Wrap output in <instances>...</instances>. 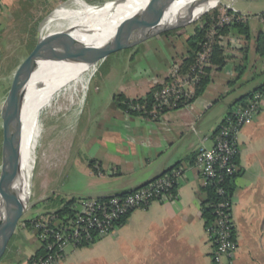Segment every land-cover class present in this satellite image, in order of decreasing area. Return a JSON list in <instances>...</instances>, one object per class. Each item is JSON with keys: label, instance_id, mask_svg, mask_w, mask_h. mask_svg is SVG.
<instances>
[{"label": "crops", "instance_id": "obj_1", "mask_svg": "<svg viewBox=\"0 0 264 264\" xmlns=\"http://www.w3.org/2000/svg\"><path fill=\"white\" fill-rule=\"evenodd\" d=\"M234 5L251 36L246 39L229 33L241 39L240 47L225 37L226 64L211 70L205 91L191 103L148 115L126 113L115 92L110 95L91 142L89 184L68 194L102 198L131 192L181 165L185 170L175 196L133 211L111 234L73 248L58 264H213V245L202 216L207 193L196 166L197 147L201 143L212 147L227 112L264 85V55L257 51V38L264 33V0H234ZM149 41L138 44L130 57L135 60V71L121 79L118 88L125 98H142L154 82H165L171 59L177 57L169 51L157 55L147 45ZM239 143L241 174L236 179L232 210L238 242L236 264H264V95L256 116L242 127ZM25 226L20 238L13 236L18 250L11 253L16 258H8L6 264H24L38 250V243L33 246L35 234H29ZM24 234L28 242L22 244Z\"/></svg>", "mask_w": 264, "mask_h": 264}, {"label": "rangeland", "instance_id": "obj_2", "mask_svg": "<svg viewBox=\"0 0 264 264\" xmlns=\"http://www.w3.org/2000/svg\"><path fill=\"white\" fill-rule=\"evenodd\" d=\"M69 1L0 0V170L3 142L1 109L12 87L16 70L35 48L43 23L59 6ZM81 1L85 5L93 4L106 9L114 6L115 3L126 0ZM225 1L227 2V0ZM200 20L187 27L170 32L168 34L170 40L165 36L167 35L165 33L149 39L147 45L157 55L160 52L166 55L167 51L177 55V57L171 59L167 71L169 81L162 83L164 88L175 84V77L173 76L176 73L174 72L175 67L179 62H182L187 54V37L194 32L195 27L201 22ZM176 33H181L182 37L175 36ZM159 37L166 44L160 42ZM172 40L175 41L174 45L170 42ZM136 47L111 53L106 59L100 60L94 74H85L88 80L87 90L83 102L78 108L64 109L57 114H43L41 115L42 118L39 119V122L43 123V128H36L34 131L35 127L32 125L29 129V134L25 138L27 145H30L32 149L30 155L31 173L27 178L31 197H29L28 205L14 234L17 237L20 238L19 234L25 221H29L33 215L41 211L59 208L62 201L72 197L68 196L69 193H73L76 189L85 188L89 184L90 175L88 170L91 162V142L94 139L95 130L98 131V128L95 127L101 125L104 108L108 104L109 96L114 92L115 95H119L118 88L121 79L129 77L135 71V60L131 61L130 57L136 51ZM78 67L79 65H74L69 72H74ZM178 74L179 76L186 75L181 70ZM158 83L160 82H154L153 85ZM157 93H160V91ZM127 99L130 101L137 98ZM157 111L163 112L164 108ZM28 233L35 234L31 229ZM25 237L24 234L22 244L28 242ZM33 242V246L36 243L39 244L37 239ZM14 243L11 239L0 264H6L8 258H16V253L11 255L13 251L18 250ZM73 248L72 246L68 247L67 252L72 251Z\"/></svg>", "mask_w": 264, "mask_h": 264}, {"label": "built area", "instance_id": "obj_3", "mask_svg": "<svg viewBox=\"0 0 264 264\" xmlns=\"http://www.w3.org/2000/svg\"><path fill=\"white\" fill-rule=\"evenodd\" d=\"M218 7H221L222 12L217 17L215 27L245 20L234 5V0H227V2L222 0ZM215 27L197 53L196 61L186 75H177L182 62L176 65L174 71L176 73L173 74L175 84L157 93V101L150 114L158 109L176 107L182 95L189 97L194 93L195 85L200 81L201 76L206 74V68H214L210 54L211 41L217 34ZM225 37L220 35L221 43ZM227 38L236 47L242 44L239 38L231 36ZM263 95L264 91L256 93L245 105L236 107L224 116L214 134L212 147H207L203 143L197 147L196 166L201 171L204 187L213 183H223L239 171L240 167L236 159L239 154V133L242 127L258 113ZM125 103L126 113L146 112V107L140 103L133 100L125 101ZM184 170L183 166H176L149 183L123 195L102 198L72 196L68 199L71 204L65 211H59L57 208L36 213L29 220L30 225L27 226L34 231L39 242L38 249L42 251V254L30 262L29 259L26 260L24 264H58L66 258L68 247L76 248L94 244L123 224L133 211L146 209L155 201L173 198ZM219 192L225 193L223 187L219 188ZM232 210L233 198L231 197L215 206L214 224L206 227L213 245V264H236L238 242Z\"/></svg>", "mask_w": 264, "mask_h": 264}, {"label": "bare ground", "instance_id": "obj_4", "mask_svg": "<svg viewBox=\"0 0 264 264\" xmlns=\"http://www.w3.org/2000/svg\"><path fill=\"white\" fill-rule=\"evenodd\" d=\"M197 1L199 0H175L168 8L169 0H126L115 3L111 8L102 9L93 4L85 5L81 0H70L47 18L41 26L39 37L48 44L76 40L88 45H102L127 22L137 19L168 22ZM204 8L205 6H199L195 15ZM99 62L44 60L32 74L27 86L21 124L19 152L23 174L22 208L27 207L31 197L27 178L31 173L32 149L25 138L29 129L32 125L35 127L34 131L36 128H43V123L39 122L43 114H57L64 109L78 108L87 90L88 80L85 74H94ZM74 65L79 67L74 72H69Z\"/></svg>", "mask_w": 264, "mask_h": 264}, {"label": "water", "instance_id": "obj_5", "mask_svg": "<svg viewBox=\"0 0 264 264\" xmlns=\"http://www.w3.org/2000/svg\"><path fill=\"white\" fill-rule=\"evenodd\" d=\"M175 0H169V6ZM222 0H199L186 11L168 22L132 20L120 27L114 36L102 45H88L80 41L60 44L45 43L40 37L33 51L18 66L12 87L6 96L1 116L3 120L2 164L0 170V261L13 238L25 208H22L23 174L20 161L21 124L28 83L41 61L97 62L111 53L138 44L170 31L187 27L215 10ZM205 8L195 15L199 6ZM152 181V180H151ZM146 181L139 187L149 183ZM138 188V187H137ZM133 191V190H132ZM129 192H120L122 195Z\"/></svg>", "mask_w": 264, "mask_h": 264}, {"label": "trees", "instance_id": "obj_6", "mask_svg": "<svg viewBox=\"0 0 264 264\" xmlns=\"http://www.w3.org/2000/svg\"><path fill=\"white\" fill-rule=\"evenodd\" d=\"M219 14H220L219 7H217L212 12L206 14L203 18H201L200 20L201 22L195 27L194 32L188 36L187 38L188 51L185 57L182 59V64L180 66V70L182 71L183 74L188 73L192 65L195 63L197 53L202 49L204 43L207 41L208 36L210 35L211 31L214 29L215 22L217 21V17ZM215 28L217 29L216 30L217 34H215V36L213 37L211 41L212 49H211V54H210V60L214 68L222 69L226 64L227 56L225 55V50H224V47L222 46L220 35L227 36L229 33L233 32V33L239 34L243 38L249 39L251 36L250 28L247 25V23L242 20L234 21L231 24L219 26ZM170 32H167L165 34L168 35ZM127 50H129V48ZM257 51L261 55H264V33H260L257 38ZM212 69L213 68H206V74H203L201 76L200 81H198V83L195 85L194 93L189 97L182 95V97L178 101L177 107L193 102L198 96H200L205 91L210 81L209 73L211 72ZM168 81H169V78H166L165 83ZM163 88H164V85L162 83L152 85L151 89L147 92L145 97L137 98L136 100H133L136 103H140L141 105H144L146 107V112L131 111V113L132 114L144 113V115L150 114V112L154 110V105L156 104V101H157L155 97L156 93L161 91ZM263 91H264V85L259 86L253 92H250L246 96L242 97L239 100V102H237V104L234 105L227 113L233 111L238 106L245 105L246 102L249 99H252L256 93L263 92ZM115 98L122 108H126L125 101H128L127 98H125L122 94L115 95ZM166 109L167 108H164V111ZM236 159L239 163V160H238L239 154L237 155ZM90 164H92V162H90ZM240 174H241V170L239 169V171L232 178L231 177L227 178L225 182L209 184L204 188L207 193V199L203 203L202 216L204 218L206 227L212 226L214 224L215 217H216L215 206L224 202L227 199H231V197L233 198L234 192L236 189V184H235L236 179ZM220 187H223V189L225 190V193L219 192ZM70 204H71L70 200L62 201V204L59 207V211H65V209H67ZM25 223L28 226L30 225L29 221H25ZM81 247H84V246H81ZM41 254H42V251L38 249L34 254L30 256L29 262L32 259L37 258Z\"/></svg>", "mask_w": 264, "mask_h": 264}]
</instances>
